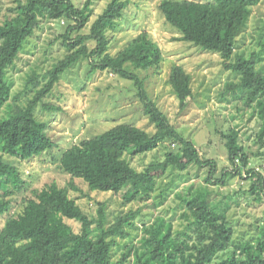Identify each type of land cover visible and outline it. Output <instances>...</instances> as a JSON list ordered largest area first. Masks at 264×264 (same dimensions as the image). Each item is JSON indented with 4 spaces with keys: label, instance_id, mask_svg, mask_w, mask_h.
<instances>
[{
    "label": "trees",
    "instance_id": "1",
    "mask_svg": "<svg viewBox=\"0 0 264 264\" xmlns=\"http://www.w3.org/2000/svg\"><path fill=\"white\" fill-rule=\"evenodd\" d=\"M262 1L161 0L158 4L165 21L180 34L175 40L217 52L223 68L236 72L237 81H226L222 95L230 93L243 99L261 120L254 149L244 145L235 127L217 131L225 140L230 164L218 175L216 160L202 157L192 140L175 129L149 97L144 78L135 71L161 67L162 50L149 33H138L113 55L108 52V31L121 17L125 0H108L86 33L81 30L92 16L93 0H85L80 6L71 0H15L9 15L1 18L0 13V111L11 94L7 69L42 20L66 21L58 37L67 48L64 56L46 71L43 82L35 73L28 77L27 84H31L34 94L27 104L10 110L0 120V216L8 214L0 227V264H212L218 255L223 257L217 264H264V223L255 239L234 241L227 204L213 203L208 188V184L224 185L228 177L239 176L250 181L253 200L264 199V169L256 171L252 167L257 158V165L264 162V69L256 66L263 58L253 52L247 56L234 54L239 31L246 26L252 7ZM262 39L264 50V36ZM81 58L88 60L90 72L108 70L133 82L143 113L155 129L149 133L136 125L119 123L70 145L59 158L60 168L71 178L68 184L52 181L33 189L31 196L22 198V210L11 214L9 196L23 180L17 166L4 161L3 155L23 160L56 145L46 131V123L36 119L34 108L51 92L61 74ZM169 81L183 108L185 100L193 96L190 74L174 64ZM44 107L51 108L46 104ZM166 139L175 149H168L162 160L142 170H136L123 158L130 148V153L136 155L155 149ZM192 164L206 168L207 175L203 184H186L177 192L181 217L186 221L184 228L173 230L170 221L157 215L141 225L138 242L126 246L117 260L111 259L114 236H126L125 225L138 226L133 220L138 209L123 212L105 225L104 204L98 203L97 217L90 218L69 196V189L80 190L74 179L81 178L91 191H111L125 203L146 201L156 190L157 178L167 169L183 171ZM66 219L78 222L80 229L75 231Z\"/></svg>",
    "mask_w": 264,
    "mask_h": 264
},
{
    "label": "rangeland",
    "instance_id": "2",
    "mask_svg": "<svg viewBox=\"0 0 264 264\" xmlns=\"http://www.w3.org/2000/svg\"><path fill=\"white\" fill-rule=\"evenodd\" d=\"M71 1L80 6L85 0ZM107 1L93 0L92 16L81 32H88L89 24L102 11ZM160 1L125 0L126 5L121 17L116 20L114 28L108 31V52L113 55L138 33H149L162 50L161 67L158 70L149 68L135 71L144 78L149 97L168 117L175 129L192 140L202 157L216 160L215 175H218L221 168L229 167L230 164L225 140L217 131H227L235 127L240 131L244 145L254 149V139L261 120L254 112L253 106H247L243 99L230 93L222 95L224 83L228 80L237 81L238 77L235 71L223 68L222 59L217 52L202 49L189 41L175 40L180 34L160 13ZM14 5L15 0H0L1 18L9 15L8 10ZM65 25L66 21L42 20L40 26L24 41L14 63L7 69L6 78L11 87V94L8 104L0 111V120L7 117L10 110L23 108L28 99L32 98L34 91L31 84H27L28 77L35 73L43 82L46 71L64 56L67 48L58 36L63 32ZM263 36L264 0L252 7L246 26L236 37L234 54H258L263 59L256 66L263 70L264 50L260 45ZM174 64L181 65L191 76L193 96L185 100L183 108H180V100L169 81ZM39 87L41 85L37 88ZM136 92L133 82L108 70L90 72V65L85 58H81L63 72L51 92L34 108L36 119L46 123V131L56 145L39 155L23 160L3 155L4 161L17 166L23 180L17 190L9 186L10 190H14L9 196L12 205L9 212H20L23 207L22 198L31 196L33 189L41 188L52 181L59 185L68 184L71 178L60 168L59 158L63 150L70 145L119 123H130L152 133L155 127L143 113V105ZM45 104L51 108H45ZM169 145V140L166 139L155 149L136 155L130 153V148L123 158L139 171L149 163L162 160L168 149H175ZM258 159L253 162L258 164ZM206 175V168H199L194 164L183 171L167 169L157 178L156 190L149 200H133L128 203L105 189L91 191L81 178H75L74 182L80 190L69 189V196L75 199L90 218L97 217L98 203L104 204L105 225L123 212L138 209V214L133 219L138 226L125 225L127 235L114 236L111 259L117 260L126 246L138 242L141 225L151 222L157 215L170 221L173 230L183 229L186 221L181 217L183 210L177 192L186 184H203ZM249 184V180L239 176L228 177L224 185L208 184L209 199L223 206L227 204V218L234 241L255 239L259 235L260 225L264 223V199L260 202L253 200ZM7 215L5 213L0 216V227ZM66 221L75 231L80 229L78 222L71 219ZM221 257L223 256H216L212 264H217Z\"/></svg>",
    "mask_w": 264,
    "mask_h": 264
},
{
    "label": "built area",
    "instance_id": "3",
    "mask_svg": "<svg viewBox=\"0 0 264 264\" xmlns=\"http://www.w3.org/2000/svg\"><path fill=\"white\" fill-rule=\"evenodd\" d=\"M252 167H253L256 171L261 170V169H264V162H263L262 164H260V165L254 164Z\"/></svg>",
    "mask_w": 264,
    "mask_h": 264
}]
</instances>
